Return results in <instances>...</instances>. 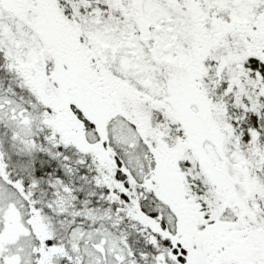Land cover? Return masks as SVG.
<instances>
[{"label": "snow or ice", "instance_id": "6c2138e0", "mask_svg": "<svg viewBox=\"0 0 264 264\" xmlns=\"http://www.w3.org/2000/svg\"><path fill=\"white\" fill-rule=\"evenodd\" d=\"M0 264H264V0H0Z\"/></svg>", "mask_w": 264, "mask_h": 264}]
</instances>
